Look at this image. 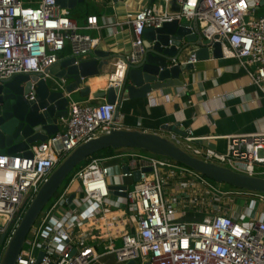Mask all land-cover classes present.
Here are the masks:
<instances>
[{"label":"built area","instance_id":"obj_1","mask_svg":"<svg viewBox=\"0 0 264 264\" xmlns=\"http://www.w3.org/2000/svg\"><path fill=\"white\" fill-rule=\"evenodd\" d=\"M163 1H175L179 11L148 5L128 21L132 49L116 58L111 85L121 86L129 65L141 61L147 28H161L166 22L186 18L197 21L204 38L226 45L264 95V13L258 15L263 0ZM99 27L97 15H88L81 25L71 9L57 0H0V79L25 73L51 79L50 68L59 63L67 44L77 57L76 63L97 47L99 38L87 30ZM187 62L195 63V55L191 54ZM188 101L198 103L194 98ZM116 108V103L107 100L98 104L71 101L64 127L46 141L32 144V156L0 153V235H6V242L42 184L73 150L122 128V116H115ZM182 137L185 146H181V138L173 139L193 156L250 176L263 174L258 165L264 164V132L229 137L226 152L193 146L197 138L191 134ZM125 149L117 155L122 164L110 163L116 155L97 157L73 172L69 184L36 219L16 264H90L107 253L114 254L119 262L134 259L138 264H264V220H241L242 213L237 216L231 211L235 193L252 196V202L264 209V193L224 188L173 159L137 148ZM125 165L129 171L123 170ZM113 169H119L121 184L113 181ZM75 182L80 183L81 193L73 189ZM112 185L127 187L118 189L126 192L118 207H125L136 225L132 232L126 228L111 232L110 236L120 239V245L110 242L100 253L97 245L87 240L84 226L104 215ZM72 193L75 196L69 201ZM257 212L260 214V208ZM189 213L205 215L197 221L186 219ZM119 221L127 224L119 217L111 223L112 228Z\"/></svg>","mask_w":264,"mask_h":264},{"label":"water","instance_id":"obj_2","mask_svg":"<svg viewBox=\"0 0 264 264\" xmlns=\"http://www.w3.org/2000/svg\"><path fill=\"white\" fill-rule=\"evenodd\" d=\"M84 0H57L65 8H75ZM264 2V0H263ZM146 52L141 61L129 65L121 86H109L96 92L94 98L116 103L115 116L120 113L123 96L146 98L153 92L173 86H183L185 73L194 69V63L181 61V55L190 51L196 61L208 59L211 51L214 57L223 56V44L204 38L196 20L166 22L161 28H147L144 32ZM97 57L80 60L70 55L60 59L61 70L49 79L36 73L18 74L0 79V153L23 152L32 156V144L46 141L60 129V121L67 116L68 107L74 96H86L90 90L83 86L84 79L98 74L109 61V53L93 50ZM31 94L34 98H31ZM186 132L181 133L185 135ZM137 148L151 154L165 156L182 163L218 183H227L237 188L264 193V177L250 176L196 157L183 149L173 138L155 132L138 129H112L87 141L73 150L42 184L28 206L22 220L6 242V235H0L4 252L0 264H16L27 235L36 219L61 188L65 180L82 162L93 154L106 149ZM124 171H129L127 165ZM149 170V168H145ZM140 171H135V179ZM126 186L112 185V193L125 196ZM75 196L72 193L69 201ZM43 252L39 255L41 260ZM125 264H137L132 259Z\"/></svg>","mask_w":264,"mask_h":264},{"label":"crops","instance_id":"obj_3","mask_svg":"<svg viewBox=\"0 0 264 264\" xmlns=\"http://www.w3.org/2000/svg\"><path fill=\"white\" fill-rule=\"evenodd\" d=\"M82 3L86 6L83 14L77 15L71 11L72 16L81 25L85 24L88 15L98 16L100 27L89 29L87 32L92 37L99 38L94 50H104L110 55L108 64L98 74L84 79L83 86L89 88V94L74 96L72 101L98 104L105 99H95L94 94L109 86L116 58L132 49V33L128 21L137 11L148 5H155L158 10L170 12H178L179 5L175 1L166 4L163 0H84ZM183 21L189 20L184 18ZM114 22L121 24L111 26ZM70 55L71 47L67 44L60 56L64 59ZM190 56L191 49L184 52L180 60L188 61ZM94 57H97L96 54H89L82 60ZM194 64V69L185 73L183 86L155 91L146 98L123 96L119 113V116H122V129H138L169 138H181V146L186 144L181 133L186 132L185 135L191 134L197 138L192 142L193 146L211 147L219 152H226L231 136L264 132V95L253 84L238 60L231 56L226 45H223L222 57H214L211 51L208 59L196 61ZM61 69L60 63H57L50 68V73L55 76ZM190 98H194L198 103L190 104ZM65 119L66 117L60 121L61 128L64 127ZM126 150L119 149L110 163L122 164V158L117 155L120 151L125 153ZM263 165L260 163L258 168L264 170ZM261 176L264 177V174ZM112 195L118 198L114 203ZM122 197L112 193L106 200L104 215L100 214L84 226L87 240L97 245L100 253L105 244L111 242L120 245V239L115 235L110 236L111 232L114 234L124 228L132 232L136 225L135 217L125 207H118L124 202ZM119 217L125 218L127 224L119 221L117 226L112 228L111 223ZM125 263L119 262L114 254L107 253L90 264Z\"/></svg>","mask_w":264,"mask_h":264},{"label":"rangeland","instance_id":"obj_4","mask_svg":"<svg viewBox=\"0 0 264 264\" xmlns=\"http://www.w3.org/2000/svg\"><path fill=\"white\" fill-rule=\"evenodd\" d=\"M85 8H86L85 3L80 2V3H78V5L75 8H72L71 11L77 15H81V14H83ZM263 13H264V6L258 12V15L263 14ZM140 150L146 151V150H142V149H140ZM117 151H119V150H117ZM142 153H145V152H142ZM161 157L169 160L168 157H165V156H161ZM262 172L264 174V170H262ZM111 173L113 174V181L116 182V184H121V177L119 176V174H117V173H119V169H117V170L113 169V171ZM221 184L224 188H233L235 190L241 189V188H237V187H234L232 185H229L227 183H221ZM73 189L76 190L77 193H79L80 192V183L75 182L73 184ZM61 191H62V186L58 190V192L55 194V196L50 200V202L44 208V210H46L49 207L50 203L55 200V198L61 193ZM233 197H234V199H233V206H232L231 211H232V213L236 214L237 216H239V214L242 213L243 217L241 218V220H245V221H249V222L256 221V220H264V209L262 208V206H258L256 202L255 203L252 202L254 200V198H252V196L246 195V194L235 193L233 195ZM117 200H118V198L112 195V203H114ZM210 207L211 208L214 207V199H213V202L211 203ZM258 208H260V214H258L259 212L256 213V210ZM204 215H205V213H203V214L189 213V215L186 219H192L193 218L197 221H200V220H203ZM3 252H4V249L2 250V253ZM0 257H1V255H0Z\"/></svg>","mask_w":264,"mask_h":264},{"label":"trees","instance_id":"obj_5","mask_svg":"<svg viewBox=\"0 0 264 264\" xmlns=\"http://www.w3.org/2000/svg\"><path fill=\"white\" fill-rule=\"evenodd\" d=\"M117 152L118 151L116 149H113V148L103 149V150L93 154L89 158H87V160L84 161V163L82 162L79 166H77V168L75 170L79 169L83 165H86L89 162V160L92 159V158L112 157V156L116 155ZM72 175H73V173H71V175L65 180V182L62 185V190L69 184V182H70V180L72 178Z\"/></svg>","mask_w":264,"mask_h":264},{"label":"flooded vegetation","instance_id":"obj_6","mask_svg":"<svg viewBox=\"0 0 264 264\" xmlns=\"http://www.w3.org/2000/svg\"><path fill=\"white\" fill-rule=\"evenodd\" d=\"M3 246L0 245V255L2 254Z\"/></svg>","mask_w":264,"mask_h":264}]
</instances>
